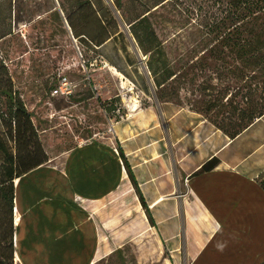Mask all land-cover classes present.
Here are the masks:
<instances>
[{
    "label": "crops",
    "instance_id": "0c3cea01",
    "mask_svg": "<svg viewBox=\"0 0 264 264\" xmlns=\"http://www.w3.org/2000/svg\"><path fill=\"white\" fill-rule=\"evenodd\" d=\"M113 126L16 180L18 263L98 264L148 237L185 264L264 261V115L231 138L158 100Z\"/></svg>",
    "mask_w": 264,
    "mask_h": 264
},
{
    "label": "rangeland",
    "instance_id": "374dc122",
    "mask_svg": "<svg viewBox=\"0 0 264 264\" xmlns=\"http://www.w3.org/2000/svg\"><path fill=\"white\" fill-rule=\"evenodd\" d=\"M77 2L0 0V35L7 30L16 33L11 40L1 42V48L10 58L7 62L14 77L15 90L21 93L29 110L33 111L41 144L49 161L54 159V162L79 144L108 139L112 122L108 114L109 99H119L118 104L125 114L138 104L147 106L157 102V85L150 69L152 60L157 63L167 58L169 66L179 70L182 60L192 56L195 43L191 27L185 26L186 21L180 20V16L165 5L154 10L149 17L156 35L154 44L163 43V53L157 50L146 54L131 25L147 10L139 0H122L119 7L117 0H92L95 10L84 7L75 19L78 23L87 22L85 29L88 33L76 38L67 17L78 10ZM98 17L99 20L104 18L108 31L118 32L100 47L94 41L99 34ZM233 63V68L238 65L237 61ZM214 68L207 69L195 84L189 80L182 86L177 83L180 88L177 92H170L173 95L168 98L198 110H205L209 102L215 103L212 118L230 129L241 127V121L247 122L242 119L244 114L258 115L264 111V78L250 83L227 78L211 80L209 75H213ZM63 77L72 81L74 92L69 96H53L52 88ZM208 84L212 86L207 93L213 95L199 91ZM230 84L241 89L234 92L228 105L225 101L231 95L224 93ZM221 90L223 93H219ZM246 97L250 100L247 101ZM0 109L7 110L3 98ZM5 168L0 154V180ZM16 211L19 228V205ZM14 264H21L16 261V253ZM98 264H185V261L180 255L171 258L167 249L163 250L152 237H148L141 244L127 245Z\"/></svg>",
    "mask_w": 264,
    "mask_h": 264
},
{
    "label": "trees",
    "instance_id": "16d2710c",
    "mask_svg": "<svg viewBox=\"0 0 264 264\" xmlns=\"http://www.w3.org/2000/svg\"><path fill=\"white\" fill-rule=\"evenodd\" d=\"M139 1L147 10L139 19L131 22V25L134 35L138 38L140 46L146 54L157 50L158 53H163V43L154 44L156 35L149 17L154 10L165 5H169L171 12L179 15L180 20L183 18L186 21L185 26L191 27L190 33L193 34L195 40L192 45V56L185 61L182 60L179 70L174 66L170 67L167 58L160 59L163 61L159 60L157 63L152 60L150 69L154 73L157 96L161 102H175L168 97L173 95L170 92H177V89L180 88L176 86L177 83L182 86L189 80L195 84L196 80L204 76L205 71L212 66L215 68L213 75H209L211 80L227 78L229 81L234 79L235 82L243 80L245 83H250L264 78V0ZM117 2L118 7L121 6L122 0H117ZM77 4L79 5L78 10L69 13L67 21L75 37L79 38L88 33L85 29L87 22L78 23L75 20L76 16L84 7L93 9L94 4L92 0H78ZM56 13L60 17V13ZM96 15L99 16L97 11ZM99 21L97 26L99 34L94 41L96 46L100 47L118 32L108 31L107 26L104 25L103 17ZM15 34L12 30H7L0 35V103L3 98L7 109L5 111L0 109L2 112L0 128H3V130L0 129V154L6 165L0 180V264H14L15 261L16 180L22 179L27 173L49 161L39 138L34 113L27 107L21 93L15 90L14 77L7 62L10 58L1 48V42L11 40ZM233 61H237L238 64L234 68L231 67L234 64ZM248 71H252L251 75L248 74ZM211 86L208 84L201 87L199 91L205 95H213L207 93L211 90ZM239 89H241L240 86L232 84L226 87L224 94L231 95L225 101L226 104H230L234 92ZM219 93H223V90ZM246 99L250 100L248 97ZM118 100L116 98L108 100V114L112 120L115 118L114 121H119L126 115L119 106ZM215 107V103L209 102L205 110L192 108L205 115L208 120L231 138L238 136L256 119L264 115V111L258 115L246 113L242 119L247 122L244 124L241 121V127H231L230 129L212 118L211 111ZM221 107L225 108L226 106L222 105ZM208 115L211 117L208 118ZM211 165V163L205 164L203 171L213 169L214 167ZM259 181L264 188V173L259 177ZM141 199L144 206H147L143 196ZM148 215L154 223L151 212L148 211ZM261 264H264V261Z\"/></svg>",
    "mask_w": 264,
    "mask_h": 264
},
{
    "label": "built area",
    "instance_id": "2783aa9c",
    "mask_svg": "<svg viewBox=\"0 0 264 264\" xmlns=\"http://www.w3.org/2000/svg\"><path fill=\"white\" fill-rule=\"evenodd\" d=\"M73 92H74V84L72 83V81L68 79V77H63L61 81L59 82V84L55 86V88L52 90L51 93L53 96H58V95L69 96ZM125 116H123L121 119H123ZM113 131H114V126H113V120H112L108 128V133L113 132Z\"/></svg>",
    "mask_w": 264,
    "mask_h": 264
}]
</instances>
